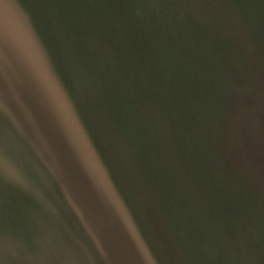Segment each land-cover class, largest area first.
I'll return each instance as SVG.
<instances>
[{
	"label": "water",
	"instance_id": "95a60500",
	"mask_svg": "<svg viewBox=\"0 0 264 264\" xmlns=\"http://www.w3.org/2000/svg\"><path fill=\"white\" fill-rule=\"evenodd\" d=\"M0 264H264V0H0Z\"/></svg>",
	"mask_w": 264,
	"mask_h": 264
}]
</instances>
